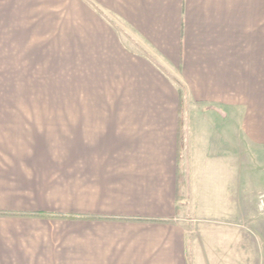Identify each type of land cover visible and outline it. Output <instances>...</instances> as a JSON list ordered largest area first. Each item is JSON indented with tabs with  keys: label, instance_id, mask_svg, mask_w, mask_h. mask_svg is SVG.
I'll return each instance as SVG.
<instances>
[{
	"label": "crops",
	"instance_id": "1",
	"mask_svg": "<svg viewBox=\"0 0 264 264\" xmlns=\"http://www.w3.org/2000/svg\"><path fill=\"white\" fill-rule=\"evenodd\" d=\"M233 127L264 144V0H0V264H261Z\"/></svg>",
	"mask_w": 264,
	"mask_h": 264
},
{
	"label": "rangeland",
	"instance_id": "2",
	"mask_svg": "<svg viewBox=\"0 0 264 264\" xmlns=\"http://www.w3.org/2000/svg\"><path fill=\"white\" fill-rule=\"evenodd\" d=\"M81 96L78 91H73V102H80ZM212 111L197 106H186L185 110L180 111V117L183 119L196 118H228L232 117V113L221 108H211ZM234 117V116H233ZM233 127V136L230 143L226 141L217 143L225 147L226 152H230L229 158L224 160H212L217 165L224 162L225 166L231 167V197L232 203L242 205H233L228 208L237 215L247 216V222L243 225L247 226L251 233L257 238V243L261 252L264 264V144L247 142L235 132ZM238 129V128H237ZM236 129V130H237ZM236 133V134H235ZM227 154V153H226ZM247 171V175L245 174ZM242 173V174H241ZM246 189V191H244ZM185 195L186 192L184 191ZM188 193V192H187ZM222 208H211L212 214H217ZM189 217V215H188Z\"/></svg>",
	"mask_w": 264,
	"mask_h": 264
}]
</instances>
